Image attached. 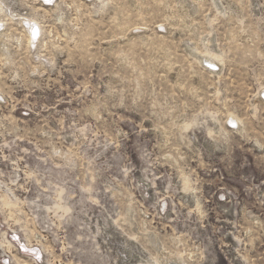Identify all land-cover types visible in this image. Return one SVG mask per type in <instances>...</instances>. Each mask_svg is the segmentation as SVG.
<instances>
[{
    "label": "rangeland",
    "instance_id": "374dc122",
    "mask_svg": "<svg viewBox=\"0 0 264 264\" xmlns=\"http://www.w3.org/2000/svg\"><path fill=\"white\" fill-rule=\"evenodd\" d=\"M0 264H264V0H0Z\"/></svg>",
    "mask_w": 264,
    "mask_h": 264
},
{
    "label": "bare ground",
    "instance_id": "6f19581e",
    "mask_svg": "<svg viewBox=\"0 0 264 264\" xmlns=\"http://www.w3.org/2000/svg\"><path fill=\"white\" fill-rule=\"evenodd\" d=\"M34 27H36V30L35 31H33V28ZM30 41H32L33 40V37H35V35L39 32V30H38V27H37V25H35L34 23H32V25H31V27H30ZM193 54L194 55H196L197 57H200V54H198L197 52H193ZM201 62H203V63H207V64H209V65H213V63L212 62H210V60L209 59H202L201 60ZM232 124H237V121L236 120H234L233 118H232V121H230Z\"/></svg>",
    "mask_w": 264,
    "mask_h": 264
},
{
    "label": "built area",
    "instance_id": "2783aa9c",
    "mask_svg": "<svg viewBox=\"0 0 264 264\" xmlns=\"http://www.w3.org/2000/svg\"><path fill=\"white\" fill-rule=\"evenodd\" d=\"M43 6H51L54 0H40Z\"/></svg>",
    "mask_w": 264,
    "mask_h": 264
}]
</instances>
